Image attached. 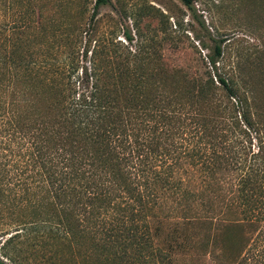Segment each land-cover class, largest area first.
<instances>
[{
    "label": "trees",
    "instance_id": "16d2710c",
    "mask_svg": "<svg viewBox=\"0 0 264 264\" xmlns=\"http://www.w3.org/2000/svg\"><path fill=\"white\" fill-rule=\"evenodd\" d=\"M109 2L96 0L92 20ZM227 40H215L207 79L185 86L102 69L95 45L79 84L0 104V264L57 261L50 238L69 260L93 248L111 264H143L170 218L258 231L263 255L264 102L238 66L220 68ZM74 53L52 57L50 80L78 68Z\"/></svg>",
    "mask_w": 264,
    "mask_h": 264
},
{
    "label": "rangeland",
    "instance_id": "374dc122",
    "mask_svg": "<svg viewBox=\"0 0 264 264\" xmlns=\"http://www.w3.org/2000/svg\"><path fill=\"white\" fill-rule=\"evenodd\" d=\"M192 1L193 9L182 0H110L95 10L92 20L96 0H0V104L14 103L20 89L63 87L76 79L79 84L95 45L102 69H142L165 87L185 86L184 77L207 79L208 56L220 37L228 39L220 68L238 66L264 102V0ZM129 50L137 51V58ZM67 52H75L78 68L50 80L52 57ZM179 222L165 221L158 256L143 264H264V254L254 244L258 231L223 227L226 223L219 221L213 226ZM48 246L58 260L46 264H83V255L87 264H111L110 256L93 248L74 253V261L59 239H48ZM39 261L25 264L45 263Z\"/></svg>",
    "mask_w": 264,
    "mask_h": 264
}]
</instances>
